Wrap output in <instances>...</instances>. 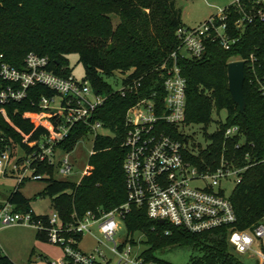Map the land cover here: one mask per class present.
I'll return each mask as SVG.
<instances>
[{
    "label": "trees",
    "instance_id": "16d2710c",
    "mask_svg": "<svg viewBox=\"0 0 264 264\" xmlns=\"http://www.w3.org/2000/svg\"><path fill=\"white\" fill-rule=\"evenodd\" d=\"M229 8L230 36L239 41L230 50L217 42H208L202 57L179 61L181 75L186 80L184 124L207 127L213 122L214 113L227 114L226 122L217 121V131L208 137L207 148L195 156L187 153L186 159L201 170H215L222 157L236 167H247L229 199L236 215L234 230L249 231L264 217V97L251 82V74L245 67L246 105L240 113L228 90L227 65L232 59L245 60L253 54L258 61L256 73L264 81V24L251 25L240 32L234 27L238 15L232 6ZM113 17L118 19L116 26ZM184 27L174 0H0V64L21 70L25 57L34 53L48 58L49 69L55 74L67 77L71 75L67 57L76 54L84 68V80L106 97L93 118L112 135H96L93 154L79 183L57 180L56 163L44 160L31 164L32 176H40L47 182L40 195L50 198L62 223L70 222L73 214L109 211L126 202L123 171L126 114L138 100L153 92L156 101L162 104L160 70L179 48L177 31ZM116 73L126 76L120 78V85L140 81L139 93L122 97L107 82ZM3 85L0 80V87ZM52 94L45 87L36 86L24 100L3 106L11 124L0 114V154L10 150L11 157L22 165L25 157L35 151L36 148L23 144L22 135H31L30 140L34 141L46 131L41 127L36 129V123L24 116L37 115L41 96ZM232 126L238 127L239 133L226 139L225 130ZM88 136L86 126L76 125L56 151L70 153ZM177 138L181 142L189 140L184 135ZM20 152L23 156H18ZM29 179L32 178H25L20 185ZM6 203L16 213L33 212L30 200L19 188L8 195ZM33 216L35 220L48 221V217L36 216L34 212ZM125 225L128 231L146 237L145 256L157 264H169L158 259L157 252L173 249L189 250L192 253L189 264H245L229 245L226 227L192 234L150 220L144 208L135 206L131 207ZM166 231L170 234L165 235ZM37 238L47 241L43 232L37 231ZM0 264L15 263L0 251Z\"/></svg>",
    "mask_w": 264,
    "mask_h": 264
},
{
    "label": "built area",
    "instance_id": "2783aa9c",
    "mask_svg": "<svg viewBox=\"0 0 264 264\" xmlns=\"http://www.w3.org/2000/svg\"><path fill=\"white\" fill-rule=\"evenodd\" d=\"M231 6L238 15L234 22L236 30L243 32L248 26L264 24V0H238L197 27L179 29V48L170 54L160 70L164 91L162 104L156 101L153 92L127 111L123 143L127 200L123 205L109 211H87L81 216L73 214L71 221L66 223H62L54 212L44 223L35 220L32 211L16 213L6 203L0 206V229L31 226L46 233L47 241L59 247L62 253L49 264H157L145 256L146 250L140 251L135 246V233L127 230L123 241L114 239L119 224H125L131 207L135 206L144 208L150 220L163 221L192 234L226 227L228 243L236 254L247 255L255 260V264H264V217L253 230H234L236 215L229 195L222 187V183H233L234 187L239 184L247 167H236L222 157L215 170H201L186 159L187 153L196 155L187 148L189 140L181 142L177 138V135H184L180 126L185 125L186 109V80L181 75L179 61L202 57L208 42H217L223 49L230 50L239 41L230 36L231 28L227 23ZM236 61L244 62L251 74V82L259 87L264 97V81L256 73L258 61L255 56L252 54L245 60L232 59L229 63ZM0 80L4 83L0 87V114L9 124L4 105L24 100L28 91L36 86L53 93L48 97L41 96L37 115L24 116L36 123V129L41 127L46 133L34 141L30 140L31 135H22L23 144L36 149L25 157L22 165L14 162L12 171L18 173L19 182L28 177L32 163L44 160L49 164L57 161L59 173L69 176L72 173L70 153H58L56 147L76 125L86 126L89 136L95 139L102 123L93 116L106 97L98 94L85 80L80 82L72 75L55 74L49 69V59L34 53L25 57L21 70L1 63ZM141 87L140 81H133L121 85L118 92L122 97L130 93L137 95ZM238 133V127L232 126L225 130L224 136L228 139ZM92 154L93 149L90 156ZM10 159L8 149L0 154V177ZM31 178L40 179V176ZM95 227L99 234V237L93 235L97 247L82 252L79 245L83 236L92 234ZM169 234V231L165 232V235Z\"/></svg>",
    "mask_w": 264,
    "mask_h": 264
},
{
    "label": "rangeland",
    "instance_id": "374dc122",
    "mask_svg": "<svg viewBox=\"0 0 264 264\" xmlns=\"http://www.w3.org/2000/svg\"><path fill=\"white\" fill-rule=\"evenodd\" d=\"M238 0H174L176 7L181 11L182 21L186 27H197L208 20L213 15H216L219 10L232 5ZM118 19L113 17V24L116 26ZM68 67L71 70V75L78 81H84V68L78 62V55L71 54L67 57ZM122 75L115 74V77L107 80L108 84L114 89H120L119 83ZM227 114L222 111L219 116L213 114V122L207 127L204 125H183L180 126V131L184 136L189 138L187 148L195 154L199 150H204L210 144L209 136L217 131V121L226 122ZM98 134L112 135L111 131L106 128L98 130ZM93 136H88L80 140L73 151L69 154L70 163L72 165V173L69 176H63L59 173L58 163L56 161L55 178L57 180H69L79 183L87 169L90 152L93 149ZM18 156H23L20 152ZM16 158L11 157L5 168V173L0 177V205L6 203L8 195L15 189L19 188L20 192L30 200V207L39 217H48L54 213L51 200L48 196L40 195L47 182L41 179L25 180L22 185L19 182L18 173L12 171V166ZM28 177L32 176V171L27 173ZM41 178V177H40ZM222 187L226 189V195H230L234 189L233 183H222ZM126 225L119 224V231L114 239L121 242L127 236ZM99 237L97 229L92 228V234L86 233L79 245L82 252H90L97 247L95 237ZM135 246L139 247L140 251L148 249L146 237L142 233H135ZM0 251L4 254L9 253L11 258L17 264H49L52 260H56L62 256L59 247L49 243L48 241L37 238V230L31 226H13L0 229ZM158 259H161L169 264H189L192 253L186 249L163 250L156 254ZM240 259L245 264H255V260L247 255H241Z\"/></svg>",
    "mask_w": 264,
    "mask_h": 264
},
{
    "label": "water",
    "instance_id": "95a60500",
    "mask_svg": "<svg viewBox=\"0 0 264 264\" xmlns=\"http://www.w3.org/2000/svg\"><path fill=\"white\" fill-rule=\"evenodd\" d=\"M228 90L232 101L239 108L240 113L245 110L244 82H245V64L243 61L231 62L227 65ZM159 224H164L159 221Z\"/></svg>",
    "mask_w": 264,
    "mask_h": 264
},
{
    "label": "crops",
    "instance_id": "0c3cea01",
    "mask_svg": "<svg viewBox=\"0 0 264 264\" xmlns=\"http://www.w3.org/2000/svg\"><path fill=\"white\" fill-rule=\"evenodd\" d=\"M6 202H7V200H6ZM6 204V203H5ZM4 205V204H3ZM0 206H2V205H0ZM14 263H15V261L11 258V255L9 254V253H7L6 254ZM15 264H17V263H15Z\"/></svg>",
    "mask_w": 264,
    "mask_h": 264
}]
</instances>
